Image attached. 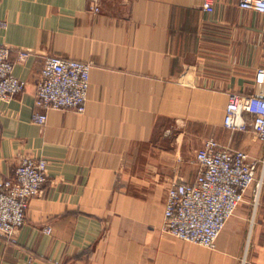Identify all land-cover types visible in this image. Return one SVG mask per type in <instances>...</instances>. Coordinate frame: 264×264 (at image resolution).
Returning <instances> with one entry per match:
<instances>
[{"label": "crops", "instance_id": "0c3cea01", "mask_svg": "<svg viewBox=\"0 0 264 264\" xmlns=\"http://www.w3.org/2000/svg\"><path fill=\"white\" fill-rule=\"evenodd\" d=\"M239 2L100 0L97 13L89 0H0V43L27 83L0 101V185L24 157L49 164L17 242L0 236V264H264V143L224 125L230 94H264V16ZM50 55L92 62L91 89L84 114L47 110L39 126ZM208 139L250 154L263 179L215 250L163 230L167 191L196 180Z\"/></svg>", "mask_w": 264, "mask_h": 264}, {"label": "built area", "instance_id": "2783aa9c", "mask_svg": "<svg viewBox=\"0 0 264 264\" xmlns=\"http://www.w3.org/2000/svg\"><path fill=\"white\" fill-rule=\"evenodd\" d=\"M89 1L91 9L99 13L100 0ZM214 6L215 0H203L205 12L213 13ZM239 6L264 16V0H240ZM6 27V22L0 19V35ZM11 54L12 48L0 43V101L3 102L10 101L27 86L15 75ZM32 54L30 50H21L19 61H27ZM93 66L92 62L48 56L37 86L34 122L44 126L48 120L47 110L51 109L84 114ZM257 82L264 85V70L258 72ZM224 125L232 132H245L253 126L259 140L264 143V94H230ZM196 160L200 166L196 180L190 184H173L167 191L163 230L178 240L215 250L228 221L245 203L250 191H253V202L258 205L263 179L258 176L259 162L250 154L222 146L214 139L204 142ZM48 165L45 159L24 157L15 177L1 183V237L17 242V235L26 223L31 200L42 195L49 181ZM45 232L52 234V229L49 227Z\"/></svg>", "mask_w": 264, "mask_h": 264}, {"label": "rangeland", "instance_id": "374dc122", "mask_svg": "<svg viewBox=\"0 0 264 264\" xmlns=\"http://www.w3.org/2000/svg\"><path fill=\"white\" fill-rule=\"evenodd\" d=\"M252 203H253V205L255 204V202H253V199H252ZM245 205V204H244ZM244 205H242V206H244ZM242 206H240V207H242Z\"/></svg>", "mask_w": 264, "mask_h": 264}]
</instances>
